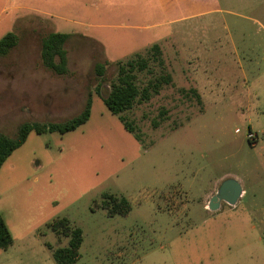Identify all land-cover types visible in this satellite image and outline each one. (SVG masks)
<instances>
[{
    "label": "rangeland",
    "instance_id": "374dc122",
    "mask_svg": "<svg viewBox=\"0 0 264 264\" xmlns=\"http://www.w3.org/2000/svg\"><path fill=\"white\" fill-rule=\"evenodd\" d=\"M164 1L0 0V39L18 38L0 56V134L66 121L92 100L85 124L31 132L2 165L13 243L0 264H57L70 237L50 224L62 218L82 231L74 264H264V0ZM50 33L69 36L65 75L42 63ZM154 45V72L171 83L122 114L138 140L103 98L119 63ZM229 178L244 195L210 209ZM105 194L128 214L109 216Z\"/></svg>",
    "mask_w": 264,
    "mask_h": 264
},
{
    "label": "trees",
    "instance_id": "16d2710c",
    "mask_svg": "<svg viewBox=\"0 0 264 264\" xmlns=\"http://www.w3.org/2000/svg\"><path fill=\"white\" fill-rule=\"evenodd\" d=\"M68 35L64 33H50L42 40L41 59L43 65L56 75L67 73V52L65 43ZM17 35L8 33L0 39V56L7 55L17 45ZM161 48L158 45L152 46L146 56L136 55L125 63H119L117 77L111 82L110 91L103 102L108 110L119 117L125 129L134 134L136 139L141 137L135 128L130 124L123 113L130 111L136 104L148 102L153 95L159 94L163 85L171 83L168 74L156 75L154 69L163 68ZM96 70L99 76L104 75V65L98 64ZM139 74L150 75L147 83L140 86ZM92 100L89 96L83 110L77 116L63 122L37 123L28 122L22 124L15 137L0 134V169L8 157L27 140L31 132L36 134L58 133L66 134L74 131L85 124L91 114ZM102 207L107 210L109 216H125L130 211V205L125 199H118L112 195L103 196ZM50 227L58 234L70 237L68 247L53 251V257L57 264H74L78 258V250L83 241L82 231L72 228L66 218L58 219L50 224ZM13 243L12 236L7 225L0 215V249L7 250Z\"/></svg>",
    "mask_w": 264,
    "mask_h": 264
},
{
    "label": "water",
    "instance_id": "95a60500",
    "mask_svg": "<svg viewBox=\"0 0 264 264\" xmlns=\"http://www.w3.org/2000/svg\"><path fill=\"white\" fill-rule=\"evenodd\" d=\"M242 194V188L238 181L229 178L224 180L219 189L218 193L212 197L209 208L214 209L219 206V202L224 201L228 204H235Z\"/></svg>",
    "mask_w": 264,
    "mask_h": 264
},
{
    "label": "crops",
    "instance_id": "0c3cea01",
    "mask_svg": "<svg viewBox=\"0 0 264 264\" xmlns=\"http://www.w3.org/2000/svg\"><path fill=\"white\" fill-rule=\"evenodd\" d=\"M168 1H169V0H165V1H164V5H165V7H167V2H168ZM166 9L168 10V8H166ZM263 28H264V27H263ZM235 180H236V179H235ZM236 181H237V180H236ZM240 186H241V184H240ZM241 188H242V187H241ZM244 193H245V190L242 188V194H241V196H243ZM241 196H240V197H241ZM240 197H239V198H240Z\"/></svg>",
    "mask_w": 264,
    "mask_h": 264
},
{
    "label": "built area",
    "instance_id": "2783aa9c",
    "mask_svg": "<svg viewBox=\"0 0 264 264\" xmlns=\"http://www.w3.org/2000/svg\"><path fill=\"white\" fill-rule=\"evenodd\" d=\"M250 136H252V135H250Z\"/></svg>",
    "mask_w": 264,
    "mask_h": 264
}]
</instances>
